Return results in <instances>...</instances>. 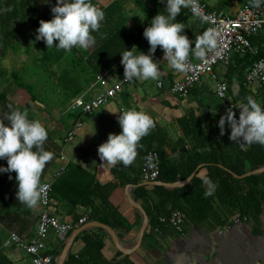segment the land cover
I'll return each mask as SVG.
<instances>
[{
  "label": "crops",
  "instance_id": "obj_1",
  "mask_svg": "<svg viewBox=\"0 0 264 264\" xmlns=\"http://www.w3.org/2000/svg\"><path fill=\"white\" fill-rule=\"evenodd\" d=\"M113 1L115 0H96V6L103 9ZM117 1L122 5L128 18L125 28L129 32L138 33V37L140 38L139 42L130 47L129 50L133 48V52L138 53L140 50L147 53L150 44L143 35L144 29L159 11L166 14V10L164 9L165 4L161 0ZM207 2H213V5H215L217 0H207ZM237 7L238 4L232 10L227 11L234 13ZM187 11V8L183 7L177 16V21L184 25L183 33L187 34L190 40H194L196 37L209 31V28L205 23L188 14ZM90 48L94 49V46ZM121 59L122 55L116 60L115 66L107 69L110 70L111 75L116 80L124 77V66L121 64ZM153 59L160 61L161 72L159 78L156 80L133 79L124 87L122 94L117 95L94 113L80 116L83 125L75 140L66 146L62 143L63 138L75 120V116L66 113V110L74 98L66 102L61 97L48 99L49 104L47 105V103L42 102L43 99L47 100L45 97L47 95V87L45 86L43 99L40 98V102L30 101L36 104L35 106H31L27 100L23 101L19 98L21 92H16L17 99H11L9 95L16 90H8L9 99L21 107L29 104L30 109H32L28 110L29 113L27 111L29 118L39 119L48 130V137L44 143V147L46 150L48 147L51 148L53 157L48 161L49 166L45 170L41 183L51 180L54 173L61 166L66 165L67 169L60 178L64 176L69 178L70 175V180L76 182L80 180L88 182L94 178V183L103 187L115 182L124 184L112 188L106 196L99 194V198L95 199V204L99 205L100 211L103 210L102 207L106 203L110 210L112 209L114 217L112 216L110 222L113 227H109L115 233L119 245L129 253L121 252L112 237L104 229L100 231L99 229L101 228L91 227L76 235L68 250L67 258L69 255L76 258L81 257V255L83 256L84 251L88 247L85 241L89 239L100 240L102 242L103 246L99 254L108 264L114 262H118V264H264V212L260 217L261 227L258 231H255L251 224L239 222L236 217L233 219L231 225L221 227L218 225L219 218L211 216L208 220L201 223L193 224L188 222L184 234H178L170 227L161 228L162 234L160 235V239L149 234L150 225L148 218V225L145 231L146 236L144 234L140 246L136 247L143 216L139 210L134 208L129 197L140 206H142V203L133 197L132 191L135 186L130 182L141 174L146 154L138 148L133 163L127 166L122 164L113 166L101 160L98 154V146L107 140L109 133H119L122 131L117 119L119 113L111 111H116L120 108L136 107L149 113L155 121L153 130L158 132L157 134L169 148L167 152L170 155L171 161L176 160V154L172 150L180 138V132L176 124L177 119L186 115L189 111H194L197 114L203 112L224 114L210 110L208 93L215 88V83L209 76H205L201 83L188 95L177 96L169 91V86L173 82L181 80L184 72L171 68L160 46H157ZM230 68L232 67L230 66ZM227 69L225 66L218 65L216 73L219 78L226 80L228 83V80L234 74L228 75ZM235 74L240 78L238 72ZM238 78H235L236 80H234L231 86L228 83L229 91L233 94V99L244 93L241 88L247 89L243 85L242 78H240L241 81L238 82L239 86H237L236 82ZM159 82L162 83L161 87H158ZM94 83L93 81L90 82L91 85ZM212 83H214V86ZM57 92L58 95L64 93L59 90ZM90 94L96 93L92 91ZM61 154L64 155V160H61ZM70 165H73L74 168H70L69 170ZM115 167L117 168L116 174L113 172V168ZM206 172V169H202L199 171V175L202 176ZM157 182L160 181L157 180ZM157 186H162L169 190L175 189L165 185ZM146 187L153 205H158L161 201V196L153 192V187L156 186ZM103 200L105 203H102ZM164 207L170 209L171 204L167 202ZM51 209L59 221L64 223L76 224L83 216L88 218L85 224L92 222L89 219L91 209L85 208L82 205L71 206L65 200L52 198ZM38 212V204L32 208L31 213H27V211L18 212L12 208H9L5 213L2 212L0 216V264H27L29 262V257L23 249L17 246L5 247L3 242L12 232L24 239L33 238L37 230ZM106 213L107 211L103 212V215ZM74 230L68 233L66 240ZM66 240L61 241L53 233L50 234L47 240L46 253L53 256L57 252V255L53 256L57 260ZM61 245L62 248H60ZM94 255L92 253V256ZM54 264H56V261Z\"/></svg>",
  "mask_w": 264,
  "mask_h": 264
},
{
  "label": "trees",
  "instance_id": "obj_2",
  "mask_svg": "<svg viewBox=\"0 0 264 264\" xmlns=\"http://www.w3.org/2000/svg\"><path fill=\"white\" fill-rule=\"evenodd\" d=\"M238 1L240 3L243 0ZM245 1L250 3L264 2V0ZM92 2L97 5L96 0H92ZM40 3L45 6L42 7ZM55 3L56 0H52L51 4H45L42 0H4L0 10V79H3L5 75L1 60L6 56L9 49L14 51L17 49L18 42L13 43L12 40L19 34L20 28L30 22L37 30L41 19H52L54 14L51 7ZM211 8L224 10L220 7ZM102 10L105 17L101 22L100 29L93 33L96 37L94 49L84 50L76 47L71 51L55 47L48 49L43 40L38 41L37 47L41 49V52L40 57L34 59V66L40 68L41 72L50 80L46 83L47 95L45 97L47 100H43V103L49 104L48 99H52L49 98L50 96H54L53 98L61 97L66 102L83 94L90 89V82H95L98 75L115 66L116 60L121 56L120 52L139 42L138 33L129 32L125 28L128 18L122 5L117 0ZM15 21H19L18 27H15ZM102 33H107V36L101 35ZM263 41L264 32L253 38V42L257 45H260ZM54 43H58V40ZM261 55L262 52L260 51L256 56H234L228 66L230 67L232 64V68L227 67V74L233 75L238 72V76L243 81L245 69L252 66ZM54 65L59 66V69H53L52 66ZM10 78L12 79V86L9 85L4 91L0 92V118H3L4 114L10 111L9 105L26 111L30 109L29 104L21 107L9 99L8 90L11 87L26 90L32 102L41 101L35 83L23 82L17 72H10ZM87 87L88 89H86ZM57 90L64 93L58 95ZM259 91L257 101L264 103V85L259 88ZM235 114L239 118V113ZM71 115L76 118L75 114ZM221 115L223 114L206 112L197 114L194 111H189L186 115L177 119L176 124L180 132V138L173 146L172 152L176 154V160L174 161L169 158L170 155L167 152L169 148L157 134V131L152 129L140 141L138 148L144 151L146 156L149 152H157L159 155L160 175L158 181L176 183L179 180H186L196 172L192 180L184 186L172 190L162 186L153 187V192L161 196L158 205H153L147 187L140 186L143 182L141 174L130 182L135 186L132 191L133 197L142 203L141 205L149 218V234L154 237L153 229L160 226L158 219L169 217L173 210H179L184 214L186 225L188 222L201 223L211 216H216L219 218L218 225L223 227L231 225L233 219L238 216L237 220L239 222L251 224L255 231L260 229V217L264 212V172L244 178H235L233 174L242 176L264 167V145L252 144L247 146L246 149H242L238 143L230 140L231 129L227 127V124L225 133L221 135L218 126ZM5 123L8 122L5 121ZM47 150L51 151V148L48 147ZM0 165L6 166L7 160L0 159ZM48 166L47 162L41 174V181ZM199 166L201 167L198 169ZM70 168H74V166L70 165L69 170ZM202 169H206L207 172L201 176L199 171ZM113 172L116 174V167L113 168ZM9 175L7 172L0 173V216L2 212H7L9 208L18 212L27 211V213H31L33 207H28L17 200L15 171L13 170L11 173L13 179H9ZM203 176H209L215 183V188L211 190L210 194H206L210 186L203 183L201 179ZM93 179L88 182L84 180L76 182L70 180V175L69 178L64 176L53 183L51 198L65 200L71 206L78 204L90 208V220L113 227L110 220L112 216L114 217V212L111 211L112 209L110 210L106 203L102 207V211H107V213L103 215L99 205L95 204V199L99 198V194L106 196L112 188L124 184L115 182L103 187L94 183ZM167 202L171 204L170 209L164 207ZM102 203H105V201L103 200ZM99 230L102 231V229ZM85 242L88 247L83 256L76 258L69 255L64 264H89L91 262L93 264H108L99 254L103 246L100 240L88 239ZM60 248H62V245ZM92 253L95 255L92 256ZM54 255L56 256L57 252ZM112 264H118V262Z\"/></svg>",
  "mask_w": 264,
  "mask_h": 264
},
{
  "label": "clouds",
  "instance_id": "obj_3",
  "mask_svg": "<svg viewBox=\"0 0 264 264\" xmlns=\"http://www.w3.org/2000/svg\"><path fill=\"white\" fill-rule=\"evenodd\" d=\"M51 4L52 0H42ZM165 12H158L145 27L143 35L148 40V52H133L126 49L120 52L124 66V80H156L160 76V61L153 59L157 46L163 49V55L172 69L188 72L191 68L190 56L202 60L207 58L208 49L216 48V34L211 30L190 40L183 33L184 25L177 21L183 7L192 0H161ZM51 11L52 19H41L36 30V40H43L49 48L71 51L74 47L87 50L96 44L97 32L104 20V11L92 0H56ZM101 35L107 36V33ZM58 43H54L57 41ZM194 45V46H193ZM247 102L236 105L239 118L230 107L220 116L218 126L223 135L227 127L231 129L229 138L242 149L252 144L264 145V103L248 96ZM10 111L0 118V159H6L7 165H0V173H9L13 179V170L17 182L16 197L28 207H35L41 199L45 185L41 184V174L53 153L46 150L44 143L48 130L39 119H29L26 110L8 106ZM117 119L122 131L111 132L106 141L98 146V154L104 163L124 166L133 163L142 138L155 127L153 117L146 111L136 108H120ZM7 121L8 123H5ZM151 159V157H149ZM203 183L210 186L206 194L215 188L209 176L201 177Z\"/></svg>",
  "mask_w": 264,
  "mask_h": 264
},
{
  "label": "built area",
  "instance_id": "obj_4",
  "mask_svg": "<svg viewBox=\"0 0 264 264\" xmlns=\"http://www.w3.org/2000/svg\"><path fill=\"white\" fill-rule=\"evenodd\" d=\"M100 8V7H99ZM188 13L205 23L209 30L216 34V48L208 49L207 58L201 59L191 55V68L184 72L181 80L173 82L169 91L177 96L188 95L205 76H209L215 83V93L219 98L227 101L229 85L226 80L218 77L216 67L222 65L228 67L234 56L244 57L247 55L256 56L259 52L262 55L252 66L247 67L243 74V85L247 89L264 85V41L260 45L253 42V38L264 32V2L254 3L243 0L238 4L234 13L220 9H213L207 0H192L186 7ZM194 46V45H193ZM128 80L120 78L116 80L110 70H106L97 76L94 84L87 92L74 98L68 106L66 113L75 114L74 123L69 127L63 138V145L71 144L77 137L83 125L82 115H89L113 100L117 95L122 94ZM162 83H158L161 87ZM96 94H90V92ZM151 157V159H149ZM61 154V160H64ZM66 165L61 166L51 180L42 182L45 185L41 199L38 202V223L36 234L31 239H24L16 233H10L5 238V247L17 246L23 249L29 257L27 264H54L53 256L46 253L47 240L50 234H54L61 241H65L69 232L79 228L87 222L83 216L76 224L64 223L53 214L52 186L66 171ZM160 175V158L157 152H149L141 168V178L144 182H156ZM159 227L153 229L157 238L162 234L161 228L170 227L178 234H184L186 221L184 214L179 210H173L169 217H160Z\"/></svg>",
  "mask_w": 264,
  "mask_h": 264
},
{
  "label": "rangeland",
  "instance_id": "obj_5",
  "mask_svg": "<svg viewBox=\"0 0 264 264\" xmlns=\"http://www.w3.org/2000/svg\"><path fill=\"white\" fill-rule=\"evenodd\" d=\"M3 2L4 0H0V10L2 8L1 6L3 5ZM40 4L42 5V7L45 6L42 3ZM208 4L212 7H217V8L220 7L221 9H224V11H227L230 9L232 10V8L236 4H239V1L234 0L231 2L229 0H217V3H215V5H213V2H209ZM18 22L19 21L14 22L15 27H18L17 26ZM35 37H36V29L32 26L30 22H28L27 24H25L20 28L19 34L16 35V37L12 40L13 43L18 42V45L15 51L9 49L6 52V56H4L3 59L1 60V65L5 70V75L3 79L0 80V91L6 89L9 85H11L12 79L10 78V72H17L20 76V79L23 82L36 84V90L38 89V95L40 96L41 99H43V96L45 95L44 87L46 86V83L49 82L50 80H48L47 76L41 72L40 68L34 66L35 65L34 59L40 57V52H41V49L37 47L39 40H36ZM52 68L58 70L59 66L54 65L52 66ZM235 78L236 79L238 78L236 74H234L232 78L228 80L230 86L232 85L234 80H236ZM240 81L241 79L238 78L236 82L237 86H239L238 82ZM212 84L214 86V83ZM259 88L260 87L257 88L254 87L252 90L241 88L242 91H244V93L241 94L240 96H236V98L234 99H233V94L230 91H228L227 101H224L221 98H219L215 93L214 90L215 88H214L213 90L210 91V93H208V103L210 104V110L217 113H225L226 110L231 107L235 113H239L240 109L236 105L247 102L246 98L248 96H252L256 100H258L260 94ZM10 89L16 90L11 92V94L9 95L11 99L12 98L17 99L18 96L16 92L19 91L21 92V96L19 97L20 99H22L23 101L27 100V102H29L31 106L36 105L35 103L30 102V98L26 90L19 89L16 87H11ZM53 97L54 96H50L49 98H53Z\"/></svg>",
  "mask_w": 264,
  "mask_h": 264
},
{
  "label": "water",
  "instance_id": "obj_6",
  "mask_svg": "<svg viewBox=\"0 0 264 264\" xmlns=\"http://www.w3.org/2000/svg\"><path fill=\"white\" fill-rule=\"evenodd\" d=\"M201 166L198 167V169L200 168ZM264 172V167L262 168H259V169H256L254 171H251L249 173H246L242 176H237L235 174H233V176L235 178H244L246 176H250V175H255V174H259V173H262ZM195 175V173H193L189 178H187L186 180H181V181H177L176 183H172V184H168V183H160V182H142L140 185L141 186H157V185H165L167 187H171V188H178V187H181V186H184L186 184H188L193 176ZM132 187V186H130ZM129 189V188H128ZM129 200L130 202L132 203V205L134 206L135 209L139 210L143 216V222H142V225H141V228H140V231H139V234H138V241H137V244H136V247L140 246L141 242H142V239L144 237V234H145V231H146V228H147V225H148V217H147V214L145 212V210L142 208V206H140L139 204H136L131 197H129ZM238 218V216H236V219ZM91 227H98V228H101V229H104L113 239L114 243L116 244L117 248L121 251V252H124V253H129L127 250L123 249L119 243H118V240H117V237L115 235V233L112 231V229L108 226V225H105L103 223H100V222H97V221H92V222H89L77 229H75L72 234L70 235V237L66 240V243L64 245V248L61 252V254L59 255V257L57 258L56 260V264H64L66 258H67V254H68V250L74 240V238L76 237V235L87 229V228H91Z\"/></svg>",
  "mask_w": 264,
  "mask_h": 264
}]
</instances>
